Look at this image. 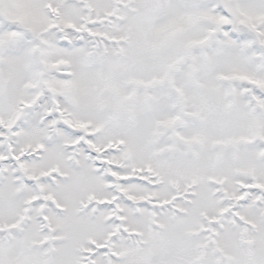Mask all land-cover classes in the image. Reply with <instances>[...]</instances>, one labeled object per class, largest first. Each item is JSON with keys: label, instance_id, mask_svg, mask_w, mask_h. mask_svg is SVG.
Here are the masks:
<instances>
[{"label": "snow or ice", "instance_id": "1", "mask_svg": "<svg viewBox=\"0 0 264 264\" xmlns=\"http://www.w3.org/2000/svg\"><path fill=\"white\" fill-rule=\"evenodd\" d=\"M0 264H264V0H0Z\"/></svg>", "mask_w": 264, "mask_h": 264}]
</instances>
